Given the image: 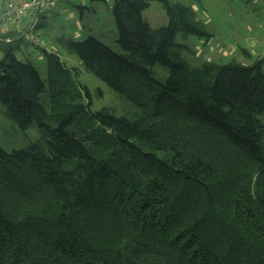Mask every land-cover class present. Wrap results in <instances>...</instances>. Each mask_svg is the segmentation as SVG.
<instances>
[{
    "label": "trees",
    "instance_id": "1",
    "mask_svg": "<svg viewBox=\"0 0 264 264\" xmlns=\"http://www.w3.org/2000/svg\"><path fill=\"white\" fill-rule=\"evenodd\" d=\"M154 1L164 27L143 19ZM111 11L125 53L91 36L56 42L129 103L122 116L91 111L57 52L36 47L43 79L16 56L23 35L0 32V103L39 133L0 147V264H264V57L240 48L247 63L193 66L176 36L212 34L191 7L113 0ZM45 25L36 16L30 30Z\"/></svg>",
    "mask_w": 264,
    "mask_h": 264
},
{
    "label": "rangeland",
    "instance_id": "2",
    "mask_svg": "<svg viewBox=\"0 0 264 264\" xmlns=\"http://www.w3.org/2000/svg\"><path fill=\"white\" fill-rule=\"evenodd\" d=\"M191 7L202 19L207 31L212 33L214 39L198 38L190 35L182 38L176 36V42L184 43L190 51L184 53V58L193 66H198L202 61L225 63L230 58L226 57L219 46L240 43L249 50L246 38L252 36L259 38L257 49L264 52V7L254 0H171ZM113 0H67L58 3L52 11L38 13L46 18V25L29 32L41 38L47 51L57 52L69 65L79 69L78 82L86 85L89 90L91 111L107 108L116 116L127 115L131 108L127 101L119 98L117 94L102 80L85 71L79 64L74 54H68L57 44L60 37L73 40H84L94 37L116 53H125L116 43L117 29L113 20L111 6ZM145 19L152 28L164 27L167 16L159 2H151L143 11ZM198 18V17H197ZM199 19V18H198ZM25 19L22 29H26L28 22ZM207 22V24L205 23ZM212 37V36H211ZM210 37V38H211ZM214 41V42H213ZM231 44L227 47H231ZM235 45V44H234ZM26 54L24 55V53ZM242 56V53H239ZM16 56L21 61H30L38 69L41 77L45 78L46 59L43 52L35 48L29 50L24 44L16 49ZM225 56V57H224ZM3 53L0 51V61ZM243 61L247 63L246 59ZM152 75L160 82H165L168 76L166 68L155 66ZM264 122V116H261ZM39 137L36 127L21 131L17 124L5 115V107L0 103V147L7 152L24 147L29 141ZM264 150V144H263Z\"/></svg>",
    "mask_w": 264,
    "mask_h": 264
},
{
    "label": "built area",
    "instance_id": "3",
    "mask_svg": "<svg viewBox=\"0 0 264 264\" xmlns=\"http://www.w3.org/2000/svg\"><path fill=\"white\" fill-rule=\"evenodd\" d=\"M58 1L61 0H6L4 4H0V32H5L10 25L28 16L31 10L44 13ZM254 1L264 7V0ZM23 40L29 50L44 45V41L41 38L29 31L23 35Z\"/></svg>",
    "mask_w": 264,
    "mask_h": 264
},
{
    "label": "crops",
    "instance_id": "4",
    "mask_svg": "<svg viewBox=\"0 0 264 264\" xmlns=\"http://www.w3.org/2000/svg\"><path fill=\"white\" fill-rule=\"evenodd\" d=\"M6 0H0V4H4ZM62 1H67V0H61V1H58L56 4L53 5V7L51 9H49L48 11H52V9H54L55 6L58 5V3L62 2ZM36 13L37 12H34L33 10H31L28 14V16H26L25 18L21 19L19 22L17 23H14L12 25H10V27L8 28V30H6L5 32L3 33H6L8 35H24L26 32L30 31V29L33 27V24L35 23V19H36ZM197 17L199 19H201L199 17V15L197 14ZM34 18V20H33ZM25 19H27L26 21L28 22V26L26 29H22V23L24 24V21ZM202 20V19H201ZM207 24V22H205ZM212 34V33H211ZM214 35L212 34V37L210 39H214ZM260 38V37H259ZM259 38L255 39L252 36H248L246 38V43L249 45V50L246 49V47L244 46L243 48L246 49L249 54L253 57H264V52L262 51L261 48H258L257 49V45L259 44ZM214 42V41H213ZM45 43V42H44ZM231 44V43H230ZM228 44V45H230ZM235 44V45H234ZM228 45H221L219 46V49H221L223 51V53L226 55L225 58L229 57L230 59L231 58H235L237 59L238 61H241V62H244L240 52V43L238 42H233L231 44V47H227ZM42 47H44V49L46 48V45H43ZM24 53V55L26 54V52H22Z\"/></svg>",
    "mask_w": 264,
    "mask_h": 264
},
{
    "label": "water",
    "instance_id": "5",
    "mask_svg": "<svg viewBox=\"0 0 264 264\" xmlns=\"http://www.w3.org/2000/svg\"><path fill=\"white\" fill-rule=\"evenodd\" d=\"M33 20H34V18H33Z\"/></svg>",
    "mask_w": 264,
    "mask_h": 264
}]
</instances>
